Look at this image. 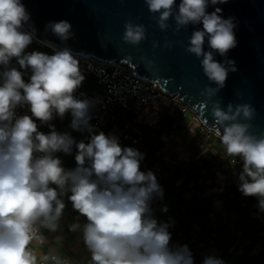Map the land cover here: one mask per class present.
I'll use <instances>...</instances> for the list:
<instances>
[{
    "label": "clouds",
    "instance_id": "clouds-1",
    "mask_svg": "<svg viewBox=\"0 0 264 264\" xmlns=\"http://www.w3.org/2000/svg\"><path fill=\"white\" fill-rule=\"evenodd\" d=\"M144 2L161 31L169 29L170 20L174 32L202 23L185 51L200 60L204 75L217 86L202 91L211 100L225 86L229 72L237 71L235 61L214 59V53L226 57L237 46L234 19L223 18L219 7L207 11L209 5L227 0ZM71 29L67 20L46 25L61 42L74 36ZM124 29L122 39L132 46L147 38L145 26L132 19L125 21ZM36 31L22 0H0V264H77L61 255L63 235L49 241L44 234L61 231L65 197L78 213L69 231L81 233L89 264H194L188 245L171 244L170 223L154 218L151 204L163 199L164 190L153 171L141 170L145 154L122 147L115 135L95 133L90 123L94 101L76 95L85 80L80 61L67 46L37 41ZM34 41L51 48L52 54L27 51ZM164 46L172 43L165 41ZM25 106L30 115H18L17 109ZM68 113L70 128L87 131L89 142H77L50 123ZM211 115L212 131L225 153L242 162L239 192L255 197L264 212V133L250 131L256 110L247 103H230L225 110L214 101ZM41 125L50 131H40ZM73 147L76 166L66 169L55 154L70 155ZM162 211L167 212V206ZM40 246L47 250L39 252ZM203 264L225 262L208 255Z\"/></svg>",
    "mask_w": 264,
    "mask_h": 264
},
{
    "label": "water",
    "instance_id": "water-1",
    "mask_svg": "<svg viewBox=\"0 0 264 264\" xmlns=\"http://www.w3.org/2000/svg\"><path fill=\"white\" fill-rule=\"evenodd\" d=\"M180 0H176L177 5ZM30 13V23L36 35L59 47H69L78 59L112 64L129 69L135 76L157 82L169 96L178 97L194 112L199 122L212 130L211 107L219 101L225 110L231 103L250 104L256 110L250 131L264 133V0H227L224 4L209 5L222 9L223 18L232 17L237 46L226 57L214 53V59L235 61L236 72H229L225 86L207 99L205 87H217L204 75L200 60L185 51L188 38L202 23L189 25L174 32L170 20L167 31H161L144 0H22ZM132 19L146 28V39L138 46L123 41L124 23ZM67 20L74 36L61 42L46 25ZM165 41L172 43L165 47ZM157 43L158 47H153ZM205 51L208 45L205 43ZM152 64L149 66L148 62ZM222 132V129H221Z\"/></svg>",
    "mask_w": 264,
    "mask_h": 264
},
{
    "label": "trees",
    "instance_id": "trees-1",
    "mask_svg": "<svg viewBox=\"0 0 264 264\" xmlns=\"http://www.w3.org/2000/svg\"><path fill=\"white\" fill-rule=\"evenodd\" d=\"M33 50L52 54L51 48L38 44H31L27 51ZM13 64L15 65V61ZM15 66L18 67V65ZM29 75L30 72L25 73V81L29 79ZM176 117L170 113L162 115L159 128L142 125L140 135L143 141L139 146H134L129 142L121 145L122 147H133L145 154L149 165L143 171H153L152 168L158 163L160 158L158 152L163 148L165 141L163 132L178 131L175 126ZM61 127V132H64L62 120ZM217 164V155L208 150L198 160L186 166L166 168L165 172L168 176L164 179L161 180L156 176L164 190V196L163 199H154L151 204L154 218L158 222L170 223L172 245L186 244L192 252L195 245L204 243L206 246L219 247L225 252V258L228 256L231 258L230 252L227 255L231 243L218 239L214 233L220 231L221 228L235 233L234 228H230V222L233 220L232 216L236 215V222L238 226L241 225L243 237L250 242L242 251L240 261L234 260L235 264H263L264 251L250 254L259 243L264 245L262 234L264 233V222L260 226L249 215L251 210L260 211L258 200L255 197L242 196L234 183L218 181L217 174L221 170ZM182 173H185V177L182 183L177 185L176 182ZM200 178L204 179L199 180ZM211 189L216 190L211 192ZM186 192H191L193 196L191 201L183 198L182 195ZM164 206H167V212L162 211ZM262 213L264 216V212ZM195 225L200 226L199 230L194 229ZM214 225L217 227L214 228Z\"/></svg>",
    "mask_w": 264,
    "mask_h": 264
},
{
    "label": "built area",
    "instance_id": "built-area-1",
    "mask_svg": "<svg viewBox=\"0 0 264 264\" xmlns=\"http://www.w3.org/2000/svg\"><path fill=\"white\" fill-rule=\"evenodd\" d=\"M32 44L42 45L37 41ZM78 60L81 71L95 79L91 89H80L77 96L87 97L94 101V106L90 110V122L97 134L103 131L106 135L117 136L121 145L129 142L134 146H139L143 141L140 135L142 125L159 128V120L164 114L170 113L177 116L175 126L179 128L184 125L183 119L187 114H192L193 118L199 121L188 105L178 97L166 94L157 82L139 78L122 66ZM81 93L84 96H81ZM25 113L30 115L27 106L17 109L18 115ZM50 123L55 125L58 132L62 131L61 120L58 117ZM39 130L45 133L50 131L47 125H41ZM172 133L177 136L178 141L182 139L181 131ZM204 133L208 139L219 138L212 130L205 127ZM170 134L163 132L165 138H168ZM60 154L61 152L55 155L60 157ZM216 155L218 156L217 165L221 170L219 172L233 171L242 167V162L236 157L227 156L224 159L218 153ZM262 221L264 222L263 219ZM261 251H264V245L259 243L251 253L256 254ZM241 254L243 253L234 255V259L240 261Z\"/></svg>",
    "mask_w": 264,
    "mask_h": 264
},
{
    "label": "crops",
    "instance_id": "crops-1",
    "mask_svg": "<svg viewBox=\"0 0 264 264\" xmlns=\"http://www.w3.org/2000/svg\"><path fill=\"white\" fill-rule=\"evenodd\" d=\"M82 74L85 76V80L83 81L81 87L77 90L76 95H78V92L80 89L88 88L91 89L92 85L95 82V79L82 72ZM181 118V116H179ZM71 114L68 113L65 115L64 119L62 120L63 123V130L64 132L69 133L77 142L84 141L85 143L89 142L90 134L87 131L80 132V131H74L70 128L71 123ZM91 123V122H90ZM183 126L177 127L176 130L181 131L182 139L180 141L177 140V136L170 132V136L168 138H165L164 146L163 148L158 152V155L160 156L158 163L154 165L153 172L154 174L160 178L161 180L167 177V172H165L166 168L169 167H182L190 164L193 161L198 160L206 151L210 150L215 152L212 148H208L211 146L210 143H208V146L202 145V140L204 139V142H208L210 139H208L205 136L204 133V126L200 124L199 121L195 120L192 116V114H187L186 117L183 119ZM92 125V124H91ZM95 133L96 130L94 128ZM175 132V131H174ZM177 146L176 149L173 150V147ZM176 153V154H174ZM75 154L76 149L73 147L72 154L66 155L61 152L60 159L63 162V166L66 169H72L76 166L75 162ZM172 155V156H171ZM218 157V156H217ZM147 158H145L141 162V170L147 168L148 166ZM242 170V167L233 171L228 172H218L217 178L218 181L224 183H234L238 189V174ZM185 177V173L181 174V177H179L178 181L176 182L177 185L181 184L183 181V178ZM204 178H200L199 180H203ZM192 185V183H190ZM216 189H211V192H214ZM222 190V189H220ZM217 190V191H220ZM242 195V193H241ZM183 198L186 200L191 201L192 200V194L191 192H186L183 195ZM243 196V195H242ZM65 210L64 215L61 220V231L59 233H48L45 232V236L48 237L49 241L53 239L55 235H63V245L60 249L61 255L66 256L70 258L73 261H76L77 264H89L90 260V253L87 251L85 245L83 244L82 235L79 232H72L69 231V225L75 222V218L77 217L78 213H76L71 203L67 200L65 197ZM261 211H253L251 210L249 215L255 219V221H258V219L261 220ZM233 220L230 222V228H234L235 233L232 231H228L225 229H220V231H215L214 236L217 237L220 240L229 241L231 243V247L227 253V255L232 254L231 258L230 256L225 258V252L220 249L217 246H206L204 243H201L200 245H195L193 247L192 255L194 258V264H203V260L205 256L208 255H215L219 258H221L224 262L228 264H235L234 255L242 252L245 248V246L250 242L249 240H245L243 237V231L240 228V226L237 225V216L233 215ZM85 218L80 217V223H84ZM199 225H195L194 229L199 230ZM217 225H214V228H216ZM199 234V233H198ZM39 252L46 251V246H40L37 249ZM254 251V249L251 250V252ZM250 252V254H252ZM230 260V261H229Z\"/></svg>",
    "mask_w": 264,
    "mask_h": 264
},
{
    "label": "rangeland",
    "instance_id": "rangeland-1",
    "mask_svg": "<svg viewBox=\"0 0 264 264\" xmlns=\"http://www.w3.org/2000/svg\"><path fill=\"white\" fill-rule=\"evenodd\" d=\"M201 124V123H200ZM202 142V145H204V146H208V143H210L211 144V146L210 147H208L209 149L210 148H212L215 152H217L220 156H221V158H226L227 157V154L225 153V151H224V148H223V145H222V143H221V141H220V139L219 138H213V139H210L208 142H204V139L201 141ZM176 147L177 146H174L173 147V150L174 149H176ZM174 154H176V153H174ZM172 156V155H171ZM260 217H261V220L260 219H258V224L261 226L262 225V219L264 220V216H263V213H261V215H260Z\"/></svg>",
    "mask_w": 264,
    "mask_h": 264
},
{
    "label": "bare ground",
    "instance_id": "bare-ground-1",
    "mask_svg": "<svg viewBox=\"0 0 264 264\" xmlns=\"http://www.w3.org/2000/svg\"><path fill=\"white\" fill-rule=\"evenodd\" d=\"M37 41H44V42H46V44H48L49 42H47V41H45V40H43V39H41V38H39L38 36H37ZM51 44V43H50ZM53 45V44H52ZM43 46H45V45H43ZM57 47V46H56ZM57 48H59V47H57ZM77 58V57H76ZM78 59V58H77Z\"/></svg>",
    "mask_w": 264,
    "mask_h": 264
}]
</instances>
